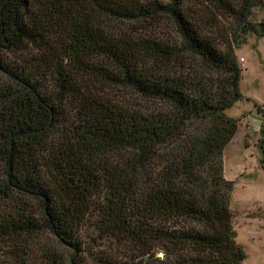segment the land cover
Wrapping results in <instances>:
<instances>
[{"label": "trees", "instance_id": "trees-1", "mask_svg": "<svg viewBox=\"0 0 264 264\" xmlns=\"http://www.w3.org/2000/svg\"><path fill=\"white\" fill-rule=\"evenodd\" d=\"M251 3L0 0V264H244L224 150Z\"/></svg>", "mask_w": 264, "mask_h": 264}, {"label": "rangeland", "instance_id": "rangeland-1", "mask_svg": "<svg viewBox=\"0 0 264 264\" xmlns=\"http://www.w3.org/2000/svg\"><path fill=\"white\" fill-rule=\"evenodd\" d=\"M249 18L255 25L264 21V0H252ZM159 20L160 23L151 30L166 39H177V33L170 22L163 18ZM240 58H244L243 61L239 59L243 67L241 89L249 95L252 100L250 104L264 106V35L259 37L252 34L241 48ZM119 93L135 104H154L127 89ZM261 110L264 112L262 107ZM260 138L261 134H249L240 156V164L236 156H228L229 166L236 170L235 176L241 177L238 182L235 180L230 208L236 241L247 254L244 264H264V154L259 147ZM47 240L49 244L57 243L52 237L45 236V241Z\"/></svg>", "mask_w": 264, "mask_h": 264}, {"label": "crops", "instance_id": "crops-1", "mask_svg": "<svg viewBox=\"0 0 264 264\" xmlns=\"http://www.w3.org/2000/svg\"><path fill=\"white\" fill-rule=\"evenodd\" d=\"M242 93L244 95L243 98H240L239 100L232 103L226 111L229 117L238 120V129L231 142L228 143L225 147L224 171L227 179L234 181L236 180L237 182L241 177L240 175L235 176L236 170L232 166H229L228 156H236V160L238 164H240L242 162L240 156L245 149V140H248L249 134L257 133L258 135H260L261 126L264 122V112L257 109L256 103H254L253 105L250 104L252 100L250 99L249 95H247L244 91H242ZM261 107L262 109H264V106Z\"/></svg>", "mask_w": 264, "mask_h": 264}, {"label": "built area", "instance_id": "built-area-1", "mask_svg": "<svg viewBox=\"0 0 264 264\" xmlns=\"http://www.w3.org/2000/svg\"><path fill=\"white\" fill-rule=\"evenodd\" d=\"M240 60H242V61H243V60H244V58H240Z\"/></svg>", "mask_w": 264, "mask_h": 264}]
</instances>
